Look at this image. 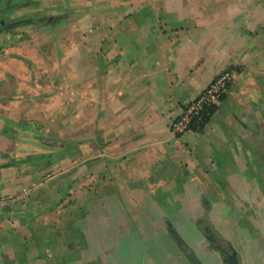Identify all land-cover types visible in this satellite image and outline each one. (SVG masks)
Masks as SVG:
<instances>
[{"label": "crops", "instance_id": "1", "mask_svg": "<svg viewBox=\"0 0 264 264\" xmlns=\"http://www.w3.org/2000/svg\"><path fill=\"white\" fill-rule=\"evenodd\" d=\"M94 1L107 3L85 9L60 57L58 74L74 84L58 107L45 85L7 83L0 70V196L31 188L0 205V264H55L36 236L74 210L87 246L64 264H190L171 228L200 264H225L211 235L238 264H264V0ZM226 70L235 80L209 122L174 134L184 104ZM70 122L76 138L89 133L110 151L101 213L92 201L101 166L62 170L68 147L51 148V126Z\"/></svg>", "mask_w": 264, "mask_h": 264}, {"label": "rangeland", "instance_id": "2", "mask_svg": "<svg viewBox=\"0 0 264 264\" xmlns=\"http://www.w3.org/2000/svg\"><path fill=\"white\" fill-rule=\"evenodd\" d=\"M19 1L38 2L39 4L21 6L19 10L11 14V19L14 20V23L19 21L24 22L25 20H32L34 22L29 24L24 22V24H16L14 26L8 25L6 27H2L0 24V55L2 56V60L0 61V70L5 71L4 79L7 78V83L19 80L20 83L23 82L31 85L33 84L36 88L45 85L48 89V92L45 94L50 95L48 97L50 99V107L51 109L56 108L59 105V100L64 99L62 97L66 95L64 90H66L69 86L72 87L74 84V78L64 77L62 75L60 76L58 74V70L62 62L60 60L62 53L65 52V48L74 47L75 37L79 34H76L77 28L75 21H78V19L86 13L85 9H89L90 6L92 7L94 5L106 4L107 2H98L94 0H12V3L19 4ZM5 12L6 11H2L0 9V22L2 18L1 14H4ZM56 14L64 16L68 15V17H65L57 27H53L51 24H39L41 22L35 20L36 16H52ZM91 16L90 19H101L97 14H91ZM61 41L64 42L63 45L59 44ZM71 66H73V64L69 61V64L64 67L69 70L70 68H73ZM36 90L38 91H36L35 117L36 121H38V117H41L39 116V111L41 109H38V106H42L41 99L39 98L42 96L43 91L42 89ZM71 95L72 93L67 94V96ZM71 103L72 102H69V100L65 102L62 113H71L73 111L74 108ZM58 111L60 110H55V113L53 112L52 116L59 118ZM67 115L63 113L61 117L64 118ZM53 124H55V122H53ZM34 126L42 129L41 124L37 122L34 123ZM51 127V148L53 150L55 149L56 152L58 150L60 152L61 148H64L65 146L66 148L68 147V150L66 151L68 155L65 162L61 165L62 170L70 171L80 166V164L101 166L99 172L94 174L96 175V181H98L99 184L98 189L95 191L96 194L94 193L97 195V199H93L92 201L94 204L97 202L100 204L101 196L110 197V168L108 170L103 169L107 166L110 167V151L108 148H105L106 144L99 143V146L94 145L93 141H90L91 135L89 133L83 135V138L87 137L88 139L79 140L75 136V124H73V122H70L68 125L63 127H60L59 125H52ZM38 135L39 133H36V136ZM39 139L41 141L43 140L41 138ZM80 141H82V150L76 149L81 147ZM69 144H73V146L70 147L74 148V150L70 149L68 146ZM35 150L38 151L37 148ZM75 153L77 155L79 154V156H76ZM81 174H83L82 179L84 180H87L86 176L90 175V173L86 172ZM30 189L31 188H27V192L25 194L22 192L19 198H26L29 196L31 192ZM78 194L79 193H76L72 196H77ZM13 196H15L16 199L18 198L17 195ZM88 202L89 203L86 204L87 208L90 207L91 201ZM10 204L12 203H9L8 205ZM83 206L85 209V204ZM98 207L99 212L101 213L102 211L100 209L103 205L101 206L100 204ZM73 213H75V216L77 215L75 220L74 218L71 222L69 220L67 222L64 220L61 221V224L54 222L53 226L51 223L52 221H50L49 225H51L52 228H50V226V229L46 228L47 226L41 227L39 228V235L36 236V241H38L40 249L42 247V249L45 250V248L48 247L51 254L56 255L57 259L55 264H64L67 258L70 259V257H72L69 256V253L78 249L80 246V248L87 246L84 238H81L76 234L77 229L74 226L76 224L75 221L80 217L84 220L85 215L77 213L75 210ZM51 229H53V233ZM30 243L34 249H37V245L33 240H30ZM65 248L66 251L64 252Z\"/></svg>", "mask_w": 264, "mask_h": 264}, {"label": "built area", "instance_id": "3", "mask_svg": "<svg viewBox=\"0 0 264 264\" xmlns=\"http://www.w3.org/2000/svg\"><path fill=\"white\" fill-rule=\"evenodd\" d=\"M234 80L235 75L232 71L220 73L199 96L184 104L181 114L171 123V131L176 135H182L200 130L210 112L224 100ZM26 192L27 189H24L23 194ZM15 199L13 195L0 196V204L8 205Z\"/></svg>", "mask_w": 264, "mask_h": 264}, {"label": "trees", "instance_id": "4", "mask_svg": "<svg viewBox=\"0 0 264 264\" xmlns=\"http://www.w3.org/2000/svg\"><path fill=\"white\" fill-rule=\"evenodd\" d=\"M1 2V10L2 11H6L4 14H1L2 15V18H1V25L2 27H6V26H14V25H18V24H24V22H27L28 24L29 23H32L34 21L32 20H25L24 22H16L14 23V20H12V16L11 14L13 12H16L17 10H19L21 8V6H29V5H38L39 3L38 2H31V1H24V2H20L19 1V4H13L12 3V0H0ZM10 12V13H9ZM66 17V15H61V14H56V15H52V16H36L35 20L41 22L39 24H51L53 27H57L62 21L63 19ZM218 107L214 108L211 112H210V115L205 119V124L204 126L209 122L211 116L216 112ZM204 126H202L200 129H202ZM61 156L58 155V154H52L50 156V161H51V164L57 162L58 160H60ZM171 232L173 233L174 237L176 239H179V236L178 234H176L175 231H173V228H171Z\"/></svg>", "mask_w": 264, "mask_h": 264}, {"label": "flooded vegetation", "instance_id": "5", "mask_svg": "<svg viewBox=\"0 0 264 264\" xmlns=\"http://www.w3.org/2000/svg\"><path fill=\"white\" fill-rule=\"evenodd\" d=\"M207 239L210 243H212L219 250L220 253H222V251H224L225 253H228L231 255V253L227 250V248L222 246L220 244V241H218V239L215 236L211 235L210 237H207ZM178 243H179V246L181 247V249L183 250L184 256H186V258L188 259V262L190 264H200V262L195 258L192 251L186 245H184L183 241L178 239ZM187 251H189L190 254H186ZM232 255H234V254H232Z\"/></svg>", "mask_w": 264, "mask_h": 264}, {"label": "water", "instance_id": "6", "mask_svg": "<svg viewBox=\"0 0 264 264\" xmlns=\"http://www.w3.org/2000/svg\"><path fill=\"white\" fill-rule=\"evenodd\" d=\"M64 175H66V174H64ZM186 254H190V252L187 251ZM221 254H222V258H223L225 264H238V261H237L235 255H232V254L230 255L228 253H225L224 251H222Z\"/></svg>", "mask_w": 264, "mask_h": 264}]
</instances>
